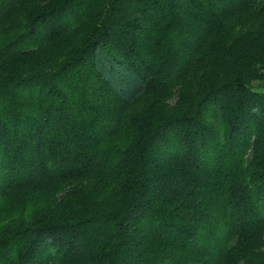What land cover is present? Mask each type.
I'll use <instances>...</instances> for the list:
<instances>
[{
  "label": "trees",
  "instance_id": "trees-1",
  "mask_svg": "<svg viewBox=\"0 0 264 264\" xmlns=\"http://www.w3.org/2000/svg\"><path fill=\"white\" fill-rule=\"evenodd\" d=\"M0 264H264V0H0Z\"/></svg>",
  "mask_w": 264,
  "mask_h": 264
}]
</instances>
